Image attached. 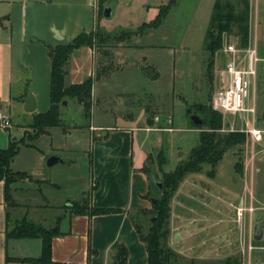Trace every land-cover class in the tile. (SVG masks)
Listing matches in <instances>:
<instances>
[{
  "label": "rangeland",
  "instance_id": "obj_1",
  "mask_svg": "<svg viewBox=\"0 0 264 264\" xmlns=\"http://www.w3.org/2000/svg\"><path fill=\"white\" fill-rule=\"evenodd\" d=\"M112 1L119 3L122 0ZM172 1L175 6L170 17L145 40L137 37L122 42L121 47H110L109 44L94 47V74L99 77L114 73L117 65H124L123 57L131 53L126 45L154 48L134 52L141 61V71H126L116 75L111 79L109 88L99 90L101 97L107 91L110 97H114L109 106L111 114L102 111L108 108L104 107L105 104H99L86 117L78 103L70 99L66 106L60 108L63 128L50 129L48 134L35 141L25 138L24 143L19 144L10 169L25 173L32 179L31 184L19 185L23 188L20 196L24 202L37 206L24 211L29 220L54 229L55 221L63 219L62 215L67 213L65 206L87 200L83 194L88 191L92 177L90 150L96 140L95 135L99 133L89 131V124L136 127L144 123L143 118L148 114L149 119L157 116L155 129L162 128L163 124L172 127L171 131H152L145 135L140 133L150 144L144 168L158 182H163L165 174L174 172L180 163L186 161L198 143L200 132L209 131L203 123L205 115L202 109L217 112L212 109L211 100L221 87L219 74L227 62L224 46L233 43L239 48H245L250 45V37L247 44L242 46L239 37L235 35V28L229 34L224 33L222 46L211 59L204 49V37L215 0ZM219 1L221 4H231L235 11L243 8L238 7L241 0ZM246 1L250 32V3L253 23L261 24L264 23V0ZM111 3L104 5L103 0H99L96 18L93 17L92 7L83 0L76 2L77 9L61 8L57 16L66 18L68 28L73 32H89L95 27L102 32L118 35L121 30L129 33L140 29L112 28L123 20L117 15L112 19L103 18V9L109 8ZM162 3L161 8L173 4L171 0H158V4ZM257 42L262 49L264 39L260 35ZM31 50L14 57L11 92L16 95L20 91H30L36 99L38 114L46 112L50 107L49 58L45 56L46 49L42 46H31ZM261 56L264 57V54L258 57ZM260 66H264V62H258L256 69ZM29 67H32L33 74L27 70ZM118 94H122V97ZM118 97L121 99L118 100ZM259 99L264 100L263 92ZM120 100L123 104L115 105ZM197 105L203 108L199 109ZM119 113L131 117L115 119ZM217 113L221 115L222 124L216 134L239 132L244 134V140L228 149L213 169L203 165L201 171L184 175L176 188L168 191V214L164 226L167 235L163 245L172 252L169 264H247L249 243L257 248L251 252V264H264V226L262 240L255 242L252 238L254 225L264 223V158L254 156L252 159V143L244 132L245 122L240 116ZM192 115L202 120V124L194 126L190 121ZM9 116V130L0 129L6 137L19 142L26 131L32 132L28 128L32 122L28 113L19 107H12ZM171 116L173 123L169 119L166 121ZM248 122L251 123L250 119ZM257 148L264 152V134L261 143L255 144L254 155ZM51 157H59L64 164L47 166ZM162 195L151 185L150 196L153 200L160 199ZM249 207L255 212L244 213L239 219L237 210ZM260 207L263 209H258ZM151 208L150 204L149 210ZM153 217L152 213L134 217L143 234H147ZM39 241L34 239L30 244ZM27 244L24 248L30 249Z\"/></svg>",
  "mask_w": 264,
  "mask_h": 264
},
{
  "label": "crops",
  "instance_id": "obj_2",
  "mask_svg": "<svg viewBox=\"0 0 264 264\" xmlns=\"http://www.w3.org/2000/svg\"><path fill=\"white\" fill-rule=\"evenodd\" d=\"M77 1L19 0L17 2V0H0V113L7 115L9 119H11L9 114L12 107H19L23 110V99L26 96L25 91H20L16 95L11 92L14 57L19 53L23 54L27 50L32 52L31 46H42L46 49V56L48 55V47L69 43L79 34H87L95 29L93 27L89 32L70 31L67 19L63 16H57L63 7L67 10L77 9ZM83 1L86 2V0ZM111 2L113 1L103 0L104 5ZM171 3H173L172 0ZM160 5H163V3L158 4V0H122L119 3L113 2L109 7L111 8V13L108 19H112L117 15L123 20L122 23L112 28H139L156 18L159 8H161ZM168 6L170 9L164 23L170 17L175 3ZM251 8L250 3V23L252 26H250L249 43L251 46H255L257 54L260 56L262 53L264 54V46L262 49L258 47L257 37L260 35L261 39H264V23H253ZM93 17L96 18V15L93 14ZM103 18L105 17L103 16ZM259 27H261V30ZM157 30L148 31L143 36L139 32L136 35H132L130 39L138 37L140 40H145L153 31L157 32ZM132 32H138V30ZM121 43L118 44V47H121ZM126 47L129 48L131 53L123 57L124 65H117L114 73L101 77L94 74V48L81 47L75 50L65 65V85L78 84L87 78H93L91 109L99 106V104H105L104 107L107 106L108 108L102 111L108 114L110 111L109 106L112 104L111 99L114 97H110L108 91L106 93L103 92L102 94L106 95L101 97L98 94L99 90L109 88L111 79L116 75L123 74L126 71L134 73L141 71L139 64L141 61L134 52L147 49L148 51L154 50L153 47L146 45L128 44ZM259 59V62H264V57L261 56ZM48 61L50 79V59ZM27 70H30L33 74L32 67L27 68ZM256 70L257 78L254 90L256 112L253 117L246 116L245 120L248 122V119H250L253 125L263 131L264 134V100L260 101L259 99L261 92L264 94V66H260ZM149 82L153 83V81ZM118 95L122 97V94ZM131 96L134 97V93ZM121 97L117 99L119 100ZM122 104L123 102L120 100L115 105L120 106ZM23 112L25 111L23 110ZM28 114L33 120L36 110ZM128 117L131 116H123V114L119 113L114 118L129 119ZM149 117L148 114L145 115L142 121L144 123L136 127L130 125H115V127H112L109 125L89 124V131L93 132V134L97 131L99 133L95 135L96 140L93 141L90 150L92 177L88 185V191L83 194V197L87 199L88 208L118 209L119 212L104 215H71L69 210H67V213L62 215L63 219L59 218L55 221L56 225L53 228L56 231L51 229L53 233H57L52 238L51 244V256L54 263L114 264L117 248L124 246L127 250L126 264H147L146 247L136 233L134 217L142 214V210H149L150 204L152 206L156 203V200H153L150 196L152 184L149 177L142 171L147 148L150 144L140 133L145 135L152 131L172 130V127H166L165 124L162 125V128L155 129L156 124L154 121L157 116H154L153 119H149ZM168 119L169 122L173 123L172 116L166 118V121ZM241 120L243 119L241 118ZM8 141L9 137H6L4 132H0V149L6 148ZM254 147L255 144H253L250 151L252 159H254V156H262L264 158V152L260 148H257V153L254 155ZM58 163L64 164V161L60 159ZM27 183L31 184L32 181L17 182L11 186L14 205H9L5 201L4 184L0 182V264H30L24 262L23 259L37 258L41 253V240L34 242L35 244H30L37 238L8 239L6 237L7 223H13L23 217L36 225L47 228L45 225L29 220L26 217V213L24 215L25 210L37 207L27 205L20 196L23 188L19 185L22 186ZM262 204L264 206V203ZM263 208L260 207L258 209ZM26 244L30 245L31 248L25 249ZM251 256L252 254L249 255V264H251ZM8 258L9 261L7 260Z\"/></svg>",
  "mask_w": 264,
  "mask_h": 264
},
{
  "label": "trees",
  "instance_id": "obj_3",
  "mask_svg": "<svg viewBox=\"0 0 264 264\" xmlns=\"http://www.w3.org/2000/svg\"><path fill=\"white\" fill-rule=\"evenodd\" d=\"M240 3L241 5L238 4V7L243 6V8H238L235 11V7L231 4H221L219 0H215L204 39V49L211 59L214 53L222 46L223 34H229L234 28L240 44L242 46L247 44L249 36L248 3L246 0H241ZM169 9V6L159 8L156 18L148 24H143L138 32L128 33L120 31L116 35L105 33L95 28L87 34H79L69 43L48 47L50 59V107L46 112L33 116L32 123L28 127L32 131L31 133L26 131L24 138L19 142L9 138L7 147L0 149V182L4 184L5 201L9 205H14L11 186L17 182L32 181L27 174L13 172L10 169L11 162L18 152L19 144L24 143L25 138L29 141H35L40 136L48 134L50 129L63 128L62 120L60 119V108L63 101L75 100L81 106L84 115L86 117L90 115L93 78H87L78 84L65 85V65L71 54L81 47L94 48L95 46H104L106 44H109L110 47H116L119 43L130 39L132 35H136V33L140 32L141 36H143L148 31L157 30L163 25ZM211 59L209 65L212 64ZM196 107H199V109L203 108L200 105ZM202 111L205 115L203 123L208 126L209 131H201L198 143L190 151L186 161L180 163L174 172L163 176V182H160L162 185L161 189L153 184L152 177L154 176L148 174L144 167L142 168V171L148 175L151 184L154 185L156 190L163 193L162 197L156 200V203L152 205L149 211H141L142 214H154L147 234H143L134 221L136 233L146 247L147 264H169L172 257V252L163 245L167 235L164 226L168 214V191L174 190L184 175L201 171L203 165H208L213 169L228 149L242 143L244 140V134L239 132H229L225 135L216 134V131L221 129V115L211 110L202 109ZM154 179L156 180L155 177ZM85 202H72L71 205L65 206V208L69 210L71 215H104L119 212L118 209L88 208V203L87 201ZM55 235L57 233H53L51 229L36 225L25 217L13 223H7L6 237L8 239L37 238L41 240L40 255L37 258L23 259L24 262L30 264H56L52 261L51 256L52 238ZM126 259V248L124 246L118 247L114 257V264H126ZM7 260L9 261V258Z\"/></svg>",
  "mask_w": 264,
  "mask_h": 264
},
{
  "label": "built area",
  "instance_id": "obj_4",
  "mask_svg": "<svg viewBox=\"0 0 264 264\" xmlns=\"http://www.w3.org/2000/svg\"><path fill=\"white\" fill-rule=\"evenodd\" d=\"M99 0H86L92 7L93 14L98 13ZM227 56L225 68L221 73V87L212 97L211 107L213 110L221 113L238 115L243 120L246 116L253 117L256 112L254 100V90L256 87L257 70L256 64L260 61L255 46L239 48L236 44L228 43L223 49ZM10 127L9 118L0 113V128L7 129ZM244 132L250 138L252 146L262 140L263 131L259 130L245 120ZM252 207L237 210V217L241 219L244 213L252 214ZM253 238V235H252ZM256 246L249 243L247 245L248 253L256 250ZM250 255V254H249ZM249 264V261L247 262Z\"/></svg>",
  "mask_w": 264,
  "mask_h": 264
},
{
  "label": "water",
  "instance_id": "obj_5",
  "mask_svg": "<svg viewBox=\"0 0 264 264\" xmlns=\"http://www.w3.org/2000/svg\"><path fill=\"white\" fill-rule=\"evenodd\" d=\"M110 13H111V8H105L104 11H103V16L105 18H109L110 17ZM23 101H24L23 110L25 112L31 113V112H34L36 110V101H35V98H34L33 94L30 91H27L26 92V96L23 99ZM66 104H67L66 101H63L62 102V106H66ZM190 121L195 126H199V125L202 124V120H200L195 115L190 116ZM58 162H60V159L59 158H57V157H51L47 161V166L51 167V166L55 165ZM152 182L159 189L162 188L161 183L158 182V181H156L154 179V177H152ZM263 225H264L263 222H260V223H257V224L254 225V229H253V240L255 242H259V241L262 240V234H263L262 227H263ZM53 231H56V230L54 229Z\"/></svg>",
  "mask_w": 264,
  "mask_h": 264
}]
</instances>
